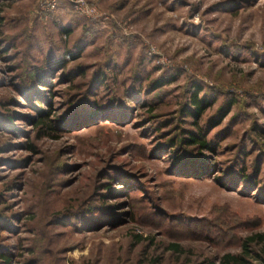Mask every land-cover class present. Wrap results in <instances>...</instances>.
Masks as SVG:
<instances>
[{
  "label": "rangeland",
  "instance_id": "rangeland-1",
  "mask_svg": "<svg viewBox=\"0 0 264 264\" xmlns=\"http://www.w3.org/2000/svg\"><path fill=\"white\" fill-rule=\"evenodd\" d=\"M77 1L0 0V264L239 255L264 235V0Z\"/></svg>",
  "mask_w": 264,
  "mask_h": 264
},
{
  "label": "trees",
  "instance_id": "trees-1",
  "mask_svg": "<svg viewBox=\"0 0 264 264\" xmlns=\"http://www.w3.org/2000/svg\"><path fill=\"white\" fill-rule=\"evenodd\" d=\"M1 19L2 18H0V21H1ZM56 67H57V65H56ZM35 79L38 83L37 84L38 87L48 88L50 85L46 79L41 77V74H39V75L35 74ZM97 79H98V76L96 74L94 77V80L97 81ZM36 90L35 91L38 94H41L40 92L43 91V90H39V89H36ZM25 98H26V100L28 99L27 97H25ZM38 99H40V98H38ZM191 103H192V105H194V111H193L192 115H193V118H196L197 115H199V112L201 113L200 102H198L197 99H194V100H192ZM34 109L36 111L37 117H36L35 121H33V125L40 126V128L45 129L47 131H56V128H55V125L53 124V121L49 120V112L48 111L45 112L44 110H42L40 108H34ZM95 109H97V108H95ZM91 115H94V113H91ZM65 119H67V116L65 117ZM31 120H33V119H31ZM0 127H3V125L1 123H0ZM189 134H190V138L189 137L188 138H180V143L182 141H185V143H184V146H186L185 148L192 147L193 145H198L199 147H207L206 142L203 140L200 141V138L197 135H194L191 132ZM27 147L29 149L32 148L31 145H28ZM186 158L187 157H182L181 160H179L181 162L180 165L187 166V168L194 166L195 169L198 167V165H194V159L193 158H191V160H188V158L187 159ZM256 240H264V235L257 234V235H254V236L249 237L246 240H244L242 242L241 253L239 255H233L230 253H226L223 256H221L218 261H209L208 264H249L250 262L247 259V257H248L247 255L251 252L249 251L248 248H249V245H251ZM169 249L176 251V249H178V246L171 245ZM1 258L4 259L5 264H10V260L8 257H5L2 255Z\"/></svg>",
  "mask_w": 264,
  "mask_h": 264
},
{
  "label": "built area",
  "instance_id": "built-area-1",
  "mask_svg": "<svg viewBox=\"0 0 264 264\" xmlns=\"http://www.w3.org/2000/svg\"><path fill=\"white\" fill-rule=\"evenodd\" d=\"M48 7H51V8H54V2L53 1H50L48 4H47ZM76 7L79 11H81L82 13H86V14H90L93 12L92 8H89L85 2L83 0H78L76 2Z\"/></svg>",
  "mask_w": 264,
  "mask_h": 264
}]
</instances>
